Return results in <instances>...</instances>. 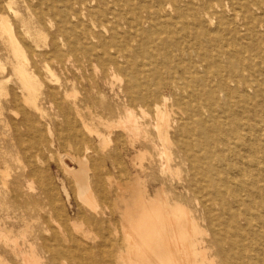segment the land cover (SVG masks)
Returning a JSON list of instances; mask_svg holds the SVG:
<instances>
[{"label":"rangeland","instance_id":"obj_1","mask_svg":"<svg viewBox=\"0 0 264 264\" xmlns=\"http://www.w3.org/2000/svg\"><path fill=\"white\" fill-rule=\"evenodd\" d=\"M5 1L0 0V14L7 16L13 26L19 47L27 59L25 67L30 80L26 81L15 72L12 64L22 63V60L16 56L13 45L7 42V36L0 31V264H27L25 257L34 242L36 260L41 261L49 254L42 249L43 243L48 242V247L54 248L53 239H57L69 245L71 235L80 237L75 226L83 231L92 228L91 213L78 200L77 182L64 171L63 158H74L75 161L71 160L75 169H78L77 159L88 160L92 186L105 213L107 221L104 226L109 230L112 241L116 239L117 231L118 239L123 237L122 228L125 226L115 207L118 187L126 188L125 185L132 184L135 174L143 176L151 196L164 183L171 196L183 203L199 220L207 232L203 238L209 244L214 239H220L222 232L229 236L231 225L219 224L214 216L219 207H209V203L204 207L203 204L210 198L203 189L196 190L197 195L186 194V183H172L171 176L163 172L166 160L159 155L153 129L154 103L164 96L181 101L180 88L184 89L186 85L193 87L191 81L182 78L184 69L192 68V65L182 62L173 67L165 62L168 50L164 45L169 42L170 36L161 31H149L144 22L137 27L144 12L137 4L135 7L127 0H27V3L13 0L10 7L4 5ZM204 1L215 6L219 16L224 13L226 19L231 1L245 11L243 14L238 11L239 20L229 19L235 27L234 31L212 38L213 43L226 45V50L235 55L230 60L233 66L253 69L254 80L260 83L261 90L255 100L250 101V107L258 108L260 116H263L264 54L260 53H264V0ZM23 22L36 26L42 35L30 37L25 34ZM74 33L80 36L79 40H75ZM183 34L188 38L187 34ZM197 42L194 40L192 43ZM192 43L188 46L191 47L189 51L194 53ZM203 49L211 51L212 58L220 51L206 46ZM72 50L75 52L70 57ZM88 55L94 59L85 58ZM153 61H157L160 71L154 70ZM115 74L121 80L115 78ZM199 90H203L202 87ZM235 99L232 97L231 101ZM140 106L145 107L149 117L143 119ZM180 107L184 109L183 105ZM127 108L136 113L149 131L146 139L143 136L138 138L134 148L128 143L127 133L114 131L109 136L107 128L111 124L107 120H117ZM77 109L93 133L83 127ZM238 113L243 119H251L249 109ZM173 118L177 120L175 129L183 127L187 121L178 110L174 111ZM254 120L261 122L259 117ZM223 121L227 128L235 127L229 117L223 116ZM251 122L242 126L243 135L247 139L262 135L261 141L264 142V130L256 131L257 135H254L246 126ZM260 126L264 128L263 123ZM207 131L214 135L211 126ZM188 137L187 130H184L175 138L186 140ZM106 142L110 145L105 146ZM138 149H145L150 154L147 160H143L144 173L137 172L132 165ZM173 152L176 163L180 164L179 156L182 155L179 149L176 147ZM5 161H11L10 169L6 168ZM134 161L139 163L137 159ZM259 161L260 158L255 160L256 163ZM29 162L43 177L49 178L52 190L43 187L35 177L23 178L24 197L13 201L5 183L11 185L22 170L29 173ZM253 163L251 156L247 155L240 164L241 171L247 172L243 177L246 183H249L250 172L255 173V169L250 167ZM181 168L183 177L188 179L185 166ZM29 185L32 186L31 191L28 190ZM201 185L204 184L199 180L197 186ZM247 192V188L241 191L243 199H248ZM123 196L129 199L131 193ZM78 211L84 215L81 221L76 220ZM229 217V212H226L225 218ZM4 230L7 237L2 235ZM231 246L224 240L218 247L231 259H236L237 254ZM117 252H113V259ZM214 254L209 252V257L214 259Z\"/></svg>","mask_w":264,"mask_h":264},{"label":"bare ground","instance_id":"obj_2","mask_svg":"<svg viewBox=\"0 0 264 264\" xmlns=\"http://www.w3.org/2000/svg\"><path fill=\"white\" fill-rule=\"evenodd\" d=\"M23 1L27 3V0ZM127 1L132 2L135 7L137 4L144 12L137 27L144 22L149 31H161L170 36L169 42L164 45L168 50L165 57L166 63L173 67L182 62L192 65V68L184 69L182 78L191 81L193 87L186 85L184 89L180 88L181 101H174L173 98L164 96L163 99L154 103L153 129L158 140L159 155L166 160L165 166L162 167L163 172L171 176L172 183L174 181L179 184L186 183L184 187L186 194L197 195L196 190L203 189L210 198L203 204L204 207H207L208 203L211 205L209 207L218 206L219 209L214 212V216L219 224H230L231 233L228 236L222 232L220 239H214L212 244H209L203 238L207 232L201 227L199 220L183 203L171 196L164 183L151 196L149 185L142 178L143 176L135 174L132 184L125 185L126 188L118 187L119 195L115 200V207L125 226L121 227L124 230L123 237L118 239L117 231L116 239L112 241L109 230L104 226L107 221L104 218L105 213L101 210L99 197L92 186L88 160L77 159L78 169H75L72 164L74 158H71L72 160L63 158L64 171L70 173L77 182L78 200L82 207L91 213L89 219L92 228L83 231L75 226L76 233L80 237L71 235L69 245L53 239L54 249L48 247V242L43 243L42 249L49 254L43 256L41 261L36 260L37 248L34 242L30 245L29 254L25 257L26 263L264 264V142L261 141L262 135L256 134V131L264 130L260 126L264 124V115L260 116L258 108L250 107V101L255 100L260 93V83L254 80L252 68L233 66L230 60L235 55L226 50V45L213 43L212 38L226 31H234L235 27L230 20H239L241 16L238 11L242 14L245 11L243 8L238 9L235 2L231 1L228 6L229 17L226 19L224 13L223 16H219L215 10L216 7L208 5L204 0H151L150 3L148 0ZM12 2L13 0H6L4 5L10 7ZM23 24L26 29L25 34L28 36L42 35L31 23L23 22ZM129 27L133 28V26ZM0 31L7 36V42L13 45L16 56L22 60V63L12 64L15 72L28 81L30 76L25 67L27 59L19 47L12 24L8 17L2 14H0ZM183 33L187 34L188 38ZM181 34L183 37L180 36ZM73 37L76 41L80 38L77 33H74ZM194 40L198 42L192 43ZM190 43L194 53L189 51ZM204 46L211 50L218 48L220 51L216 57L212 58V52L204 51ZM74 52L75 50L71 51L70 57L74 55ZM174 52L177 53L174 55ZM85 58L94 59L91 55ZM153 64L154 70L160 71L157 61H153ZM114 77L119 76L115 74ZM119 80H121L120 77ZM254 84L257 86L255 87ZM199 87L203 90H199ZM232 97L236 98L234 102L231 101ZM179 104L183 105L184 109ZM139 109L143 119L149 117L144 106H140ZM244 109H249L252 115L250 120L243 119L238 113ZM175 110L186 116L187 120L185 125L178 129H175L177 120L173 118ZM76 111L83 127L89 133H93L81 112L78 109ZM223 116L229 117L235 127L227 128ZM257 117L261 119V122L254 120ZM139 119L129 108L117 120L105 119L111 123L107 127L109 136L114 131H123L129 135L128 143L131 148H134L138 138L143 136L146 139L149 132L148 126L141 123ZM251 120L254 121L251 122ZM246 122H251L246 126L254 132V135H257L256 137L247 139L243 135L242 126ZM103 124L106 123L103 122ZM208 126L214 128V135L209 134ZM184 130H187L189 137L186 140H177L175 137L180 136ZM173 132L176 134L175 137ZM233 139L237 141L234 142ZM107 145L109 146L110 143L105 146ZM176 147L182 155L179 156L180 164L176 163L177 158L174 157L173 150ZM135 154L132 165L138 170L137 172L144 173L146 170L143 160H147L150 154L145 149H138ZM245 155L251 156L254 161L250 167L255 169V173L250 172L249 183L243 180L247 172L239 168L244 162ZM259 158V163H256L255 160ZM135 159L139 160L138 164L134 161ZM4 164L10 169L11 161H5ZM29 164L31 168L29 173L26 174L22 170L17 173L11 185L5 183L8 195L12 194L13 201L24 197L23 178L35 177L43 187L46 186L47 190H52L49 178L44 176V180L40 171L30 162ZM182 166H185V172L189 175L188 179L183 177ZM199 180L204 185L197 186ZM110 182L112 183L113 180L111 179ZM172 183L171 186H173ZM246 188L249 190L248 199H243L241 191ZM28 190L31 191L32 186L29 185ZM101 191L104 192L103 189ZM128 192L131 196L126 199L123 194ZM181 198L183 199V197H177V199ZM226 212L230 214L227 219ZM83 218V212L78 211L76 220L81 221ZM4 232L5 230L2 235L7 237V232ZM28 233H30L29 228ZM224 240L232 245L230 248L235 250L236 259H231L227 253L221 252L218 246ZM248 249L256 254H250ZM116 250L118 255L113 259V252ZM209 252L215 253L214 259L209 257Z\"/></svg>","mask_w":264,"mask_h":264}]
</instances>
